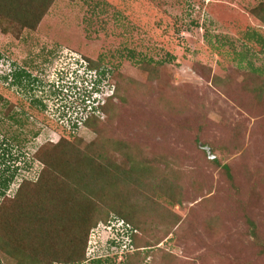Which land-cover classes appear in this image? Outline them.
Instances as JSON below:
<instances>
[{"label": "rangeland", "instance_id": "1", "mask_svg": "<svg viewBox=\"0 0 264 264\" xmlns=\"http://www.w3.org/2000/svg\"><path fill=\"white\" fill-rule=\"evenodd\" d=\"M239 13L264 36V0L252 7L243 0H54L37 30L22 33L19 42L1 24L4 73L28 58L49 70L41 75L47 85L21 88L27 98L45 91L50 97V83L67 81L61 67L68 70L81 59L112 69L119 90L107 119L60 143L62 131L43 123L47 114L23 98L14 101L8 84L0 82V176H16L6 208L25 181H39L46 169L41 156L65 183L91 173L88 158L97 172L109 163V178L117 183L114 192L93 196L86 219L63 215L65 221L53 223L64 231L43 260L50 253L59 258L56 264H75L85 246L83 264L136 258L137 264H264V50L219 20ZM58 108L47 112L55 120ZM116 170L130 178L118 183L111 173ZM168 187L178 196L175 205L163 196ZM118 211L137 213L135 236L142 248L131 234L116 235L124 220ZM89 215L98 225L83 245L79 221ZM0 238L1 247L7 241L3 223ZM7 249L0 248V264H20V251Z\"/></svg>", "mask_w": 264, "mask_h": 264}, {"label": "trees", "instance_id": "2", "mask_svg": "<svg viewBox=\"0 0 264 264\" xmlns=\"http://www.w3.org/2000/svg\"><path fill=\"white\" fill-rule=\"evenodd\" d=\"M53 1L54 0H0V19L2 22L0 26L1 24H8V27L1 26L2 32L6 34L13 33V36L17 38L16 40H20L22 33L26 31H36ZM255 1L259 0H243V5L244 7L245 5L252 7ZM42 10L43 12H41ZM120 15L123 16L122 13ZM238 15H240L241 18L238 19ZM238 15H236L237 18L228 15L225 18L219 16V20L229 27L230 30L241 36L246 42L264 50V36L261 31L253 28L250 23H246V18H244L241 13ZM9 27H12L13 30L10 31L8 29ZM52 53L54 55L55 51ZM89 61V69L96 73V89L90 95L92 100L91 104L87 103L85 99H83L81 103H66L65 96L68 95L63 91L64 85L61 84L60 87H58L57 84L52 83H50V88L54 91L51 92L50 97L47 93H43L44 95H42V97L38 99L34 97L32 101H28L29 108H33L40 114H47V116H44V124L49 125L54 130L59 129L62 131L63 138L60 143L62 141L71 140L72 138H78L84 129L94 128L102 123L111 115L113 102L118 98L119 90L117 84L113 85L111 80L113 70L100 67L101 64L98 62L99 68L96 66V62H93V60ZM4 62L6 63L7 61H4V57H2L0 53L1 65H3ZM9 69H12L11 64L7 66L5 75L2 74V79L5 80L4 82H9V76L12 75L8 72ZM106 82L107 85L104 84ZM100 85L103 86L101 87ZM7 89L10 91L9 88ZM95 94H97L96 97H94ZM52 104L59 106L63 113L62 116L66 119L65 121H67V123H61L50 117L47 112L49 108H53ZM83 113H88L86 119L81 115ZM69 114L73 115L74 124L66 118ZM119 151L121 152V150ZM90 159L91 158L87 159L85 166H87L88 163L90 164L89 169H92L91 173L89 170H86V175H84L82 171L80 176L78 175V178H70L72 182L65 183L67 180H64L61 176L56 174L54 165H52L51 161L41 156L39 160L43 162L46 167L41 178L36 183L29 180L25 181L20 186L17 196L10 208H6L4 200L7 198V193L14 183L16 176L13 175L11 178H6L5 174L0 176V223H3L5 236L7 238V241L2 240V246L4 245L6 249L9 247L10 249H7L8 252L18 249L22 255V257L19 256L18 258L21 260L20 264H22V258L24 256L28 264L30 262L37 263L39 258L41 261L43 260L41 255H46L42 254L44 250L46 248L52 249L55 243L53 238L55 235H58L60 231H64V228L61 226L54 228L53 225V223L56 225L60 224L59 221L61 220L65 221L66 219H63V215L66 218L74 216V218L77 219H81L82 216H85L86 219V215L92 209V203H94L93 196L96 199L100 190L102 193L103 191L114 192V189L117 188V183L112 182L109 178L111 171L110 164L107 163L102 171L97 172L98 169L96 170V168L92 166L94 163H92ZM99 159L103 160V156L99 155ZM85 166L83 168H85ZM142 166H145V164ZM224 171L227 173L228 177L232 179L229 166H225ZM111 173L116 176L117 180L115 181H118V183H125L130 178L129 173L125 171L119 172L116 170ZM56 176L58 177L57 183H51ZM87 180H90L91 183L86 184ZM70 183L71 185H69ZM115 195L117 196V194ZM163 196L168 199L171 205H175L178 199V196L172 195V188L169 187L163 192ZM117 215L124 219L122 222H124L127 227H121L120 230L130 228L128 232L132 233L131 237L135 239L136 230H139L141 226L137 213L118 211ZM96 219V217L89 215L88 220L79 221L83 224L81 230L83 234V245L86 244V239L88 240L90 229L98 225V220ZM125 221H127L128 224ZM130 224L134 225V228H132ZM249 224L253 230L256 231L255 223L250 221ZM10 233H14V237L10 236ZM16 233L19 238L16 236ZM254 235H256V233H254ZM51 238L52 243L50 242ZM8 240H11L13 244L11 245ZM137 240L138 238L135 239V246L138 250V248L142 247H138ZM2 246L0 247L1 249ZM148 247L150 246L145 245L143 248ZM84 248L85 246H82V248L80 246V251L77 252V258L75 257L76 253L72 254L76 259L75 264H83L85 262ZM31 254L36 257H32ZM137 255L140 256V251H137ZM57 259L59 258L48 253L46 261L43 260L42 262L43 264H56L58 263ZM67 262L69 263L70 261ZM137 263L138 258L127 261L125 264ZM94 264H103V262L97 260Z\"/></svg>", "mask_w": 264, "mask_h": 264}, {"label": "built area", "instance_id": "3", "mask_svg": "<svg viewBox=\"0 0 264 264\" xmlns=\"http://www.w3.org/2000/svg\"><path fill=\"white\" fill-rule=\"evenodd\" d=\"M72 65H73V68L69 67L68 70L61 67L60 71L63 70L65 72L67 81L64 82V80L61 79V81L57 82V86L60 87L61 84L64 85L63 91L64 93H66V95H68V96H65L66 103L68 104L81 103V101L85 99L87 100V103L91 104L92 100L90 98V95L96 89V85H95L96 73L89 69V63L85 60L81 59L80 62L74 61ZM104 84L107 85V82ZM100 86L102 87L103 85H100ZM96 96L97 94L94 95V97ZM50 109H53V108H50ZM58 110L60 111L61 114H63L60 108H58ZM60 113L59 114L57 113V116H58L57 121L61 123H67V121H65L66 119L63 118V116ZM88 113H83L81 115H83L84 118L86 119V117L88 116ZM66 118L71 123L73 124L75 123V121L73 120L72 114H69Z\"/></svg>", "mask_w": 264, "mask_h": 264}, {"label": "flooded vegetation", "instance_id": "4", "mask_svg": "<svg viewBox=\"0 0 264 264\" xmlns=\"http://www.w3.org/2000/svg\"><path fill=\"white\" fill-rule=\"evenodd\" d=\"M30 60H32V61H29V58H28V61H25L24 63L13 62L11 64L12 69L8 70V72L12 74L9 76L10 80H9V82H5L8 84V88L10 89V92L14 97V101H15L16 97L23 98L26 101V103L28 104V106H29L28 101H32L33 98H31V97H30V99L27 98L25 93H24L25 91L21 90V88L27 89L28 87L30 88V86L35 88V86L37 84H39L40 82L46 84V82L44 80H42L41 75H44V77H46V75L49 72V70L42 69L43 66L38 64V62H36L35 58H34V60H33V58H30ZM4 61H5V59H4ZM4 67H5V65L4 64L1 65V63H0V82L5 81L2 79V74L5 75V73L1 70ZM45 87L46 86H43L44 89H45ZM46 90H47V88H46ZM33 92L35 93V91H33ZM45 92H47V91H45ZM22 93L24 96L22 95ZM0 97H1V93H0ZM35 98L38 99L39 96H36Z\"/></svg>", "mask_w": 264, "mask_h": 264}, {"label": "clouds", "instance_id": "5", "mask_svg": "<svg viewBox=\"0 0 264 264\" xmlns=\"http://www.w3.org/2000/svg\"><path fill=\"white\" fill-rule=\"evenodd\" d=\"M118 223H120V224H123L122 225V227H124V228H127L126 226H125V223L124 222H118ZM130 228H128V229H125V230H120L119 231V229L117 228V227H115V232L117 233L116 235L118 236V237H123V238H128V236L131 234L132 235V233H129L128 232V230H129Z\"/></svg>", "mask_w": 264, "mask_h": 264}, {"label": "water", "instance_id": "6", "mask_svg": "<svg viewBox=\"0 0 264 264\" xmlns=\"http://www.w3.org/2000/svg\"><path fill=\"white\" fill-rule=\"evenodd\" d=\"M201 148H203V149L207 152V154H208V156H209V158H210L211 160H217V157L214 156V154H213V152H212V149H210V148H208V147H203V146H201Z\"/></svg>", "mask_w": 264, "mask_h": 264}]
</instances>
